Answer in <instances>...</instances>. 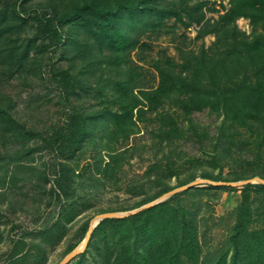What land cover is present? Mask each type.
<instances>
[{
  "label": "trees",
  "instance_id": "trees-1",
  "mask_svg": "<svg viewBox=\"0 0 264 264\" xmlns=\"http://www.w3.org/2000/svg\"><path fill=\"white\" fill-rule=\"evenodd\" d=\"M26 1L8 0L0 5V66L3 73L10 76L12 71L29 74L38 68L34 63L38 62L41 48L56 46L64 50L66 42L70 44V64L50 69L61 97L68 101L69 110L64 113L62 124L52 126V131L42 137L40 146L57 153L58 158L52 165L54 178L51 186L57 196L74 194L72 177L81 178L83 173L72 166L70 160L85 141L94 140L96 129L100 131L99 150L105 152L107 160L98 158L94 163L95 171L98 175L114 178L124 152L118 151L115 145L138 132L139 123L151 124L150 129L160 142L173 141L185 132L169 111L172 108L181 110L190 123L193 110L206 108L221 119L219 137L226 141L232 139L236 129L250 128L256 133V158L248 162L253 164L256 161V167L246 177L221 178L205 173L201 177L235 181L258 176L264 180V0H230V7L212 22L204 19L202 2L191 5V0H175L176 3L173 0H46L49 11L38 4L29 7ZM183 13L189 17L188 21L182 18ZM171 16L186 26L192 21L201 23L197 36L212 32L220 44L213 43L209 52L203 47L198 52L179 49L183 59L181 68L175 72L174 63L169 58L165 60L166 66L158 62L155 67L160 81L155 88H147L141 85L135 67L129 65L128 54L138 47L141 35L161 26L163 20ZM238 16L250 17L254 25H259L260 31L254 28L251 37L239 31L234 24ZM29 20L38 28L37 35L41 38L38 46H35L37 35L33 38L21 36ZM78 36L82 37L80 41ZM44 39L48 40L47 44ZM141 45L146 46L145 42ZM94 48L98 54L105 53L98 66L103 63L104 71L117 74L92 86L74 69L78 60L84 69L92 64ZM32 50L35 54L30 55ZM227 64L234 67L233 73H239L244 65L248 75L233 80L228 75ZM87 70L82 74L87 75ZM188 71L190 78L185 74ZM94 88L93 99L97 108L84 110L70 105L69 99L77 95L79 89L88 92ZM13 105L11 97L0 95V166L17 165L27 141L37 136L25 122L11 114ZM224 125L228 127L224 128ZM195 127H190L193 134ZM15 143H20V147L14 148ZM158 162L153 166H159ZM92 176L90 174L88 179ZM160 176L157 173L149 181L144 193H149L155 186L160 187L135 207L171 190ZM97 177L95 173L92 178L100 181ZM206 187L231 188L226 184H207ZM189 188L126 216L102 218L92 228L84 249L65 264H71L72 259H75L74 264H82L89 253L92 257L89 264H184L183 251L195 258L199 253L195 220L184 206L173 203ZM252 192L264 200V183L243 184L233 231L229 234L231 254L228 259L225 250L216 264H227V260L228 264H264V204L257 216L253 214ZM258 221L261 224L255 226ZM88 224V220L82 224L78 242L86 234ZM55 230L59 231V237L64 234V227L57 221L43 229L46 234H54ZM78 242L70 245L68 250ZM7 258L6 264H34L41 263L45 255L38 244L33 246L20 237L13 242Z\"/></svg>",
  "mask_w": 264,
  "mask_h": 264
},
{
  "label": "rangeland",
  "instance_id": "rangeland-1",
  "mask_svg": "<svg viewBox=\"0 0 264 264\" xmlns=\"http://www.w3.org/2000/svg\"><path fill=\"white\" fill-rule=\"evenodd\" d=\"M0 1L2 5L8 0ZM197 1L202 2L204 19L210 22L230 7V0H191L189 4ZM46 3V0L26 1L29 7L34 8L38 4L49 11ZM182 18L185 21L189 20L184 13ZM234 24L248 37L252 36L256 27V30L260 31L259 25H254L248 16H238ZM200 25L201 23L192 21L186 26L171 16L165 18L161 26L147 30L140 36L138 47L128 54V63L139 73L141 85L147 88H155L158 85L160 74L155 66L158 62L166 66L167 58L174 63L177 72L183 60L179 49L198 52L203 47L209 52L213 43L220 44L216 42L217 37L212 32L198 37ZM23 31L21 36L29 38L38 34V28L32 20L24 26ZM78 38L79 41L82 39L81 36ZM40 39L37 35L35 46H38ZM141 42H145L146 46L140 47ZM44 43L47 44L48 40L44 39ZM65 46L64 50L56 46L41 48L42 52L37 57L38 62L34 63L38 64V68L35 67L29 74L12 71L10 76L3 73L0 66V95L12 98L14 107L11 114L37 133V136L29 139L24 146L25 151L18 163L23 166L16 163L0 166V264L7 263L13 242L20 237L33 246L38 244L44 253L45 259L34 264H58L72 250H68V247L79 241L82 235L81 226L85 221L88 220L89 223L92 218L103 212L122 214L138 208L135 207L136 203L160 187L155 186L149 193H144L149 181L157 176V173H160L163 183L171 187V190L194 183L189 186L186 193L181 194L173 202L184 206L197 226L199 253L194 258L183 251L181 258L184 264H216L225 250L229 259L231 254L229 234L233 231L235 210L241 199L242 186L247 182H259L256 179L259 177L215 181L200 175L205 173L221 178H232L236 175L246 177L256 167V161L253 164L248 162L257 154L254 146L258 139L254 130L250 128L236 129L231 140L226 141L224 137H219L218 127L222 125V121L206 108L192 111L190 114L192 123L184 118L181 110L170 109L179 127L185 132L169 142H160L155 132L150 129L151 124L139 123L138 132L115 145L118 151L124 152L114 178L109 175H98L95 171L94 163L98 158L107 160L105 152L99 150L100 131L96 129L94 140L90 143L85 141L70 160L72 166L83 173L81 178L77 175L72 177L74 194L67 197L57 196V192L51 190L54 178L52 165L58 156L54 150L40 146L43 144L42 137L52 131V126L62 124L64 113L69 110L68 101L61 97L50 71L54 66L67 67L70 64L69 41ZM33 51L30 55L35 54ZM92 51L94 52L92 64L88 61L90 66H85L84 69V65L78 60L74 70L81 73V78L87 80L89 85L95 86L108 77L114 78L117 73L104 71L103 63L98 66L104 60L105 53L98 54L96 48ZM227 65L229 67V64ZM86 69H89L88 74H82ZM233 70L234 67L230 66L228 75L233 80L248 75L244 65L239 73H233ZM185 74L190 78L189 71ZM95 91L96 88L88 92L79 89L78 94L69 99L70 105L83 107L84 110L94 106L97 108L96 100L93 99ZM193 125L196 126L194 134L190 128ZM223 127L227 128L228 125ZM20 145L15 143L14 148H19ZM155 162H158L159 166H153ZM95 173L100 181L93 180ZM90 174L93 176L88 179ZM184 181L185 183L181 184ZM207 184H226L231 188H208ZM169 195L156 202L166 199ZM250 199L252 213L257 216L264 200L253 192ZM55 221L64 227V234L60 237L57 230L53 232L54 234H46L43 231ZM260 224V221L254 223L255 226ZM82 240L75 247L79 246ZM91 261L89 253L85 255L82 264H89ZM70 263L74 264L75 259Z\"/></svg>",
  "mask_w": 264,
  "mask_h": 264
},
{
  "label": "water",
  "instance_id": "water-1",
  "mask_svg": "<svg viewBox=\"0 0 264 264\" xmlns=\"http://www.w3.org/2000/svg\"><path fill=\"white\" fill-rule=\"evenodd\" d=\"M256 179H257L259 182L264 183V180H263V179H260V178H256ZM243 182H244V181H243ZM192 184H194V183L191 182V183H188V184H186V185H182V186H180V187L174 188L173 190H170V191H168V192H165V193H163L161 196H159L157 199H155L154 201H152V202H150V203H147V204H144V205H141L140 207H138V208H136V209H134V210H132V211H128V212H125V213H122V214H114V213H112V212H103V213H100V214L96 215L94 218H92V219L90 220V222H89V224H88V229H87L86 234H85V236H84L82 242L80 243V245L77 246V247H75V248H73L71 251H69V252L67 253V255L64 256V257L62 258V260H61L58 264H65V263L68 262L73 256H75L77 253L81 252V251L84 249V247H85V245H86V242H87V240H88V237H89V234H90L92 228H93V227L95 226V224H96L99 220H101L102 218H104V217H112V216H126V215H128V214L134 213V212H136V211H138V210H140V209H142V208H144V207H147V206H149V205H152V204L155 203L156 201L160 200V198H162V197H164V196H167V195H169V194H172V193H174V192H177L178 190H183V189H185V188L191 186Z\"/></svg>",
  "mask_w": 264,
  "mask_h": 264
}]
</instances>
